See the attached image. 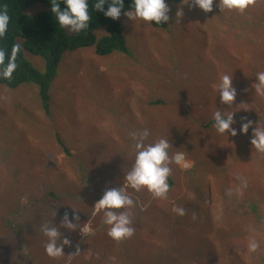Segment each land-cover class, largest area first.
Here are the masks:
<instances>
[{
  "label": "rangeland",
  "instance_id": "obj_1",
  "mask_svg": "<svg viewBox=\"0 0 264 264\" xmlns=\"http://www.w3.org/2000/svg\"><path fill=\"white\" fill-rule=\"evenodd\" d=\"M181 2L166 0L164 27L123 13L129 54L102 56L93 45L64 50L49 88V113L37 85H0V264H264V153L249 143L256 124L264 126V97L251 86L264 71V0L243 13L220 12L217 0L208 13ZM25 56L44 73L42 58ZM221 74L232 75L231 106L214 92ZM216 109L235 111V136L216 133ZM241 117L252 121L243 135ZM145 128L146 143L168 139L169 155L184 152L188 166L169 165L168 179L179 184L173 198L126 189L134 203L123 211L135 231L113 241L94 203L106 189L122 186L135 155L131 133ZM66 210L76 217L71 231L61 226ZM207 215L214 231L229 227L222 244L204 235L211 231ZM45 222L70 240L64 255H45ZM174 231L196 249L171 251ZM250 238L259 245L254 253L247 251Z\"/></svg>",
  "mask_w": 264,
  "mask_h": 264
},
{
  "label": "clouds",
  "instance_id": "obj_2",
  "mask_svg": "<svg viewBox=\"0 0 264 264\" xmlns=\"http://www.w3.org/2000/svg\"><path fill=\"white\" fill-rule=\"evenodd\" d=\"M60 2L61 0H52L51 13L54 15L55 23L61 29L78 34L89 26V0H62L63 9L59 6ZM106 2L108 0H94L91 8L102 11L107 18L118 19L124 6L122 0H111L107 9L104 10L103 5ZM253 2L254 0H217L216 6L220 12L243 13ZM181 4H186L189 9L195 7L204 13L211 12L213 8V0H182ZM169 11L166 0H131L130 10L125 11L124 15L132 21L138 20L161 25L169 20ZM175 15L178 18L182 16V10H177ZM9 19L7 10L0 8V38H3L8 30ZM18 51L19 46L14 45L7 54V62H5V51L0 49V79L10 80L12 78V73L17 68L15 60ZM254 76L255 83L251 85L254 93L264 97V71H259ZM214 92L216 95L218 94L221 104L231 106L236 96L232 75L221 74L214 86ZM234 112L225 113L216 109L212 113V127L216 133L221 135L227 133L230 136L237 134L236 128L231 127L235 123ZM241 121L239 133L243 135L248 131L252 121L246 120V117H241ZM131 136L134 140L135 155L129 171L123 176L122 186L106 189L94 203L95 209L103 214V224L107 227V236L117 242L130 238L135 231L129 215L123 211L131 208L134 203L130 195L126 194V189H131L133 192L144 190L150 193L154 199H165L169 191L167 183L171 172L169 165L188 166L184 152H175L171 156L169 155L171 145L168 139L160 138L154 142L146 143L149 136V130L146 128L131 133ZM249 143L256 152L264 153V126L256 124L252 129ZM242 186H246V184L242 183ZM121 209L122 211H118ZM173 211L177 215H184L183 208L174 207ZM75 219L74 215L70 219L69 212L66 210L61 220V226L69 231L74 230L76 223H73L72 220ZM40 231L46 238L45 255L53 259L64 255L62 245H68L70 240L67 237L60 239L61 233L50 222L42 223ZM258 246V242L254 238H250L247 243V251L254 253Z\"/></svg>",
  "mask_w": 264,
  "mask_h": 264
},
{
  "label": "trees",
  "instance_id": "obj_3",
  "mask_svg": "<svg viewBox=\"0 0 264 264\" xmlns=\"http://www.w3.org/2000/svg\"><path fill=\"white\" fill-rule=\"evenodd\" d=\"M172 2H180L182 0H169ZM108 0L103 5L106 10ZM123 8L121 15L125 11H129L131 7V0H122ZM52 0H0V8L6 9L9 14L8 30L3 38H0V49H4L6 54L5 62H7V54L14 45L19 46V51L16 54L17 68L12 73L10 80L0 79V85L14 89L22 83H32L37 85L39 98L46 113L50 112V95L49 88L55 76L56 67L59 63L61 53L64 50H72L79 47L94 46L95 53L98 55H109L114 51H121L129 54L126 42L123 36V27L120 22V17L116 20L107 18L102 11L91 8L94 0H89V26L80 33H70L66 29H61L55 23L54 15L51 13ZM34 6H41V9L34 12H29ZM61 9L64 5L59 3ZM153 27H164L165 22L161 25L150 23ZM98 28H104L106 34L96 37L94 31ZM25 53L42 58L44 62V73L37 70L26 58ZM212 123V121H211ZM58 145L62 144L61 137L58 136ZM175 179H168L169 191L168 196L173 198V184ZM177 186L178 183L175 182ZM104 192V191H103ZM102 195V194H101ZM167 196L168 199H170ZM98 200V199H97ZM209 205L207 206V209ZM203 222L209 223L211 231L205 232L208 240L213 235L217 239V245L222 244L226 239L225 233L229 227L224 226V231H214L211 222L214 221L212 215H207ZM177 232L174 231L172 237L171 251L178 252L181 248H186L191 251L195 250L193 242L187 243L179 241V237L174 236ZM204 242L207 240L204 239Z\"/></svg>",
  "mask_w": 264,
  "mask_h": 264
}]
</instances>
